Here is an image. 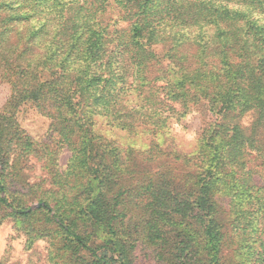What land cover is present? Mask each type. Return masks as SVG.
<instances>
[{
    "label": "trees",
    "instance_id": "1",
    "mask_svg": "<svg viewBox=\"0 0 264 264\" xmlns=\"http://www.w3.org/2000/svg\"><path fill=\"white\" fill-rule=\"evenodd\" d=\"M0 80V225L26 250L264 264V0H0ZM24 105L50 121L44 140L22 128ZM192 112L193 147L173 148L171 123ZM36 156L46 174L29 183Z\"/></svg>",
    "mask_w": 264,
    "mask_h": 264
},
{
    "label": "rangeland",
    "instance_id": "2",
    "mask_svg": "<svg viewBox=\"0 0 264 264\" xmlns=\"http://www.w3.org/2000/svg\"><path fill=\"white\" fill-rule=\"evenodd\" d=\"M114 7V6H113ZM115 8V7H114ZM120 18L118 9L109 10L107 20L114 22L117 18ZM128 23H121V26H127ZM12 96V90L10 85L0 80V110L5 109L7 103ZM18 120L22 128L30 134L32 137L38 140H44L49 131L50 121L37 113L34 107L31 105H24L21 107L18 113ZM201 117L198 113H189L180 122L171 123V135L167 137L168 142L173 148L190 149L193 147L196 134L201 126ZM102 132L108 136H113V139H118L122 145L131 143V139L120 131L112 134L106 127H102ZM138 140V147L143 146L149 142L148 137H144L142 140ZM71 153L68 149H64L59 156V164L62 169H65ZM42 160L38 156L30 157L26 165L27 180L29 183L38 182L39 178L44 177L46 174L42 165ZM34 204L33 207H37ZM13 222L7 220L0 225V260H8L9 264H49L46 260L47 244L43 241H39L35 244L34 250H26L24 235L17 234L15 232ZM155 264V263H151Z\"/></svg>",
    "mask_w": 264,
    "mask_h": 264
}]
</instances>
